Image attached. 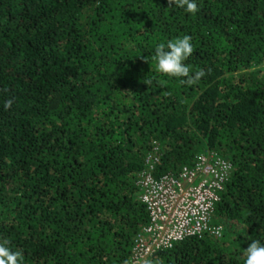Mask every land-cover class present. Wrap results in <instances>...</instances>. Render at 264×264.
<instances>
[{"label": "trees", "instance_id": "16d2710c", "mask_svg": "<svg viewBox=\"0 0 264 264\" xmlns=\"http://www.w3.org/2000/svg\"><path fill=\"white\" fill-rule=\"evenodd\" d=\"M197 3L0 0V240L24 264H128L150 153L155 177L208 150L232 168L211 218L221 235L146 264H244L264 242V0ZM183 35L185 63L206 73L193 85L152 59Z\"/></svg>", "mask_w": 264, "mask_h": 264}, {"label": "built area", "instance_id": "2783aa9c", "mask_svg": "<svg viewBox=\"0 0 264 264\" xmlns=\"http://www.w3.org/2000/svg\"><path fill=\"white\" fill-rule=\"evenodd\" d=\"M157 160L155 153L148 154L147 168L137 180L148 222L134 240L128 264H146L155 253L204 232L216 237L222 233V227L212 224L211 218L219 192L229 177L231 162L208 150L177 174L155 177L151 170Z\"/></svg>", "mask_w": 264, "mask_h": 264}, {"label": "clouds", "instance_id": "9594fccd", "mask_svg": "<svg viewBox=\"0 0 264 264\" xmlns=\"http://www.w3.org/2000/svg\"><path fill=\"white\" fill-rule=\"evenodd\" d=\"M168 5L176 6L193 15L199 11L197 0H168ZM193 51L192 37L189 35L159 42L152 54L156 71L179 79L181 84H195L206 73L203 69L193 72L191 66L185 63ZM142 58L148 61V57ZM11 104L12 101L8 100L5 102V107H10ZM243 252L245 254L244 264H264V242L261 240L252 239ZM0 264H24L22 253L13 250L8 240H0Z\"/></svg>", "mask_w": 264, "mask_h": 264}]
</instances>
